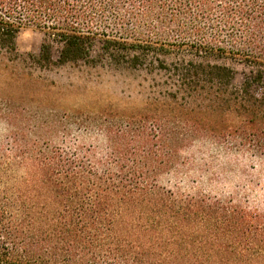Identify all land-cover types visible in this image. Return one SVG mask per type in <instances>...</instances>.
I'll return each instance as SVG.
<instances>
[{"label": "trees", "instance_id": "16d2710c", "mask_svg": "<svg viewBox=\"0 0 264 264\" xmlns=\"http://www.w3.org/2000/svg\"><path fill=\"white\" fill-rule=\"evenodd\" d=\"M24 26L42 32L32 65L88 63L98 41L99 60L151 76L149 97L25 130L3 94ZM1 60L0 264H264L263 209L159 182L264 156V0H0ZM227 60L249 68L238 85Z\"/></svg>", "mask_w": 264, "mask_h": 264}, {"label": "rangeland", "instance_id": "374dc122", "mask_svg": "<svg viewBox=\"0 0 264 264\" xmlns=\"http://www.w3.org/2000/svg\"><path fill=\"white\" fill-rule=\"evenodd\" d=\"M41 38L42 32L34 26H24L18 32L16 48L23 62L11 65V69L21 79L4 85L3 94L13 95V105L30 113L23 114L17 123L25 130L36 131L33 126H41L44 121L42 118L34 120V114L48 116L50 112L61 115L80 112L83 116L100 113L129 115L137 112L149 97L151 76L143 71L118 68L107 60H99L98 41L92 49L93 60L88 63L53 64L49 67L32 65L27 55L39 52ZM57 49L54 45V58L57 57ZM226 63L234 68L235 84H240L249 75V68L245 65L230 60ZM0 65L2 67V60ZM74 124L67 138L72 141L81 134ZM95 131L93 136L87 138L88 142L97 139ZM5 134L6 129L0 123V139ZM211 164L209 171H212V175L201 176L200 172H196L199 169H189L187 175L164 174L159 182L166 185L178 183L184 189L196 187L212 195L233 196L250 207L264 210V156L236 152L220 154Z\"/></svg>", "mask_w": 264, "mask_h": 264}]
</instances>
